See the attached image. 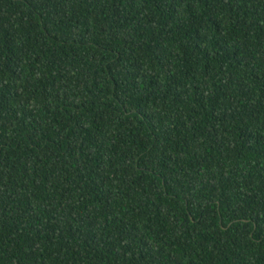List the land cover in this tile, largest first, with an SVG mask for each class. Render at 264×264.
Instances as JSON below:
<instances>
[{
    "label": "trees",
    "instance_id": "obj_1",
    "mask_svg": "<svg viewBox=\"0 0 264 264\" xmlns=\"http://www.w3.org/2000/svg\"><path fill=\"white\" fill-rule=\"evenodd\" d=\"M0 264H264V0H0Z\"/></svg>",
    "mask_w": 264,
    "mask_h": 264
}]
</instances>
